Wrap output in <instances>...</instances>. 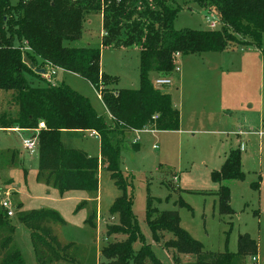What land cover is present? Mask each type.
<instances>
[{
	"label": "trees",
	"instance_id": "trees-1",
	"mask_svg": "<svg viewBox=\"0 0 264 264\" xmlns=\"http://www.w3.org/2000/svg\"><path fill=\"white\" fill-rule=\"evenodd\" d=\"M187 2L214 13L220 27L175 29L173 24L180 7L169 5L168 0H18L14 5L9 0H0V91L10 93L15 105L14 113L0 116V128L37 130V179L55 188L61 196L85 192L89 200L83 201V205L97 206L99 168L104 165L110 172L120 191L110 213L118 216L120 225L108 227L106 235L125 234L127 239L106 242L100 249L103 258L100 264H162L144 243L136 252L131 248L134 240L143 239L132 211V195L128 194L130 181L119 168L127 133L147 126L157 131L179 129V111L170 94L155 88L149 74L171 75L176 54L221 52L231 43L255 47L264 54L261 47L264 0ZM89 13L102 16V47L138 48L137 89L117 88L118 79L101 71L100 48L66 45L81 38L84 19ZM24 47L30 50H22ZM47 64L85 79L99 94L111 123L97 114L86 97L63 82L51 84L35 71L45 69ZM86 130L95 131L99 137V157L62 145L63 131ZM240 151L238 147L230 149L221 167L211 172L212 179L220 184L216 196L222 213L230 210L229 188L221 183L243 177ZM179 204L184 205L182 200ZM145 212L153 238L159 240L162 231L172 233L174 241L169 246L192 255L195 258L192 264H243L246 255L255 253V242L246 236L239 237L236 253H205L202 245L180 227L175 211H158L148 199ZM7 219L0 208V229L6 230L0 244L4 250L0 264H24L13 243L14 226ZM18 220L29 230L37 264H72L71 258L62 251L74 244H65L59 251L58 238L48 227L50 222L63 224L56 213L20 212ZM95 220L93 209L86 223L93 228Z\"/></svg>",
	"mask_w": 264,
	"mask_h": 264
},
{
	"label": "rangeland",
	"instance_id": "rangeland-1",
	"mask_svg": "<svg viewBox=\"0 0 264 264\" xmlns=\"http://www.w3.org/2000/svg\"><path fill=\"white\" fill-rule=\"evenodd\" d=\"M17 1L9 0L12 5ZM168 4L180 7L173 24L175 29H209L205 19L207 11L196 3L168 0ZM219 27L220 23L217 29ZM103 33L100 14L89 13L84 19L81 38L66 45L100 48L102 72L118 79L117 88L137 89L138 48L102 47ZM248 47L231 43L222 52L188 54L178 59L179 70L169 75L171 84L160 89L172 96L176 109L183 115L184 125L189 122L191 113H195L198 121L192 125L191 132H140V146L136 144L138 140L134 131L125 135L119 168L130 181L128 194L132 195V211L143 239L137 238L131 243L133 252L144 243L162 264H192L195 261L192 255L169 246L174 241L172 233L162 231L159 240L153 238L145 217L146 204L151 199L152 206L158 211L178 214L180 227L202 245L203 252L236 253L239 237L246 236L255 242L256 250L254 254L246 255L243 264H250L252 255L258 257L259 264H264V135L259 137L252 132H264V123L259 125V116L264 122V59L262 64L254 58L244 59L243 53L248 52ZM261 47L264 48V37ZM24 59L28 62L27 58ZM56 74L51 83L63 82L86 97L104 120H109L96 91L85 79L60 70ZM158 76L152 72L148 77L153 82ZM177 87L182 89L183 95L176 91ZM188 94L192 96L188 98ZM221 101L223 111L232 112L231 115L228 113L230 116L225 114L223 119L219 112ZM10 111H15L11 94L0 91V116ZM238 132L242 134L239 138L244 145L240 151L243 177L224 182L229 188L230 211L222 213L216 196L219 183L212 179L211 172L221 167L230 147H238L235 142ZM34 134V129L20 132L0 128V201L10 190L14 215L7 220L14 226V245L24 264H37L29 230L18 220V214L50 211L63 221L61 225L48 224L58 238V250L72 243L74 246L62 251L71 258L72 264H100L103 262L100 249L106 242L127 239L125 234L106 235L108 227L120 225L118 216L110 213L120 191L110 172L101 166L96 207L90 203L82 204L87 200L85 192L75 191L61 196L55 188L37 179V152H27L22 146V138ZM61 142L65 148L83 150L87 147V151L94 154L90 156L99 155L98 140L92 133L63 131ZM154 143L158 145L156 149ZM135 148L138 149L133 150ZM180 200L184 205L179 204ZM93 209L96 210L95 227L90 228L86 220ZM5 231L0 229V244ZM3 254L4 250L0 248V258ZM43 258L48 260L47 255Z\"/></svg>",
	"mask_w": 264,
	"mask_h": 264
},
{
	"label": "built area",
	"instance_id": "built-area-1",
	"mask_svg": "<svg viewBox=\"0 0 264 264\" xmlns=\"http://www.w3.org/2000/svg\"><path fill=\"white\" fill-rule=\"evenodd\" d=\"M206 22L208 23V27L209 29H217V26L219 24L217 17L214 13H207L206 16ZM104 34V33H103ZM22 50H30L28 47H24L22 48ZM179 54H176L175 57L177 59ZM58 70L57 67L51 66L50 64H47L45 69H44V73L41 74L44 79L48 82L51 81V78L53 76H55L56 71ZM174 70H178V67L175 66ZM52 82V81H51ZM50 82V83H51ZM53 84V83H51ZM171 84V79L170 76H162L159 75L153 82L152 85L155 88L160 89L161 87L167 86ZM156 116H154L153 118L155 119ZM17 130H23V129H17ZM36 131V134L32 135L31 137L28 138H22V146L23 148L27 151V152H34L37 151V146H38V140H37V134L38 131ZM134 131L137 135H136V140H138V135L140 134V132H156L157 130L153 129L152 127H144L143 129L140 130H132ZM94 133L96 134V132L94 131ZM97 135V134H96ZM258 135H261V132H258ZM153 148L156 149L157 148V144L154 143L153 144ZM176 178L174 177V180ZM176 181V180H175ZM5 198L1 199L0 201V208H2V210L6 213L7 217H12L14 215V211H13V205L11 202V197H10V190H7L4 193ZM250 264H259V259L256 255H252L250 256Z\"/></svg>",
	"mask_w": 264,
	"mask_h": 264
},
{
	"label": "crops",
	"instance_id": "crops-1",
	"mask_svg": "<svg viewBox=\"0 0 264 264\" xmlns=\"http://www.w3.org/2000/svg\"><path fill=\"white\" fill-rule=\"evenodd\" d=\"M100 17H101V24H102V16L100 15ZM85 46V45H84ZM86 46H89V45H86ZM246 51H248V52H244L243 54V58L244 59H248V60H250V59H252V58H254L255 60H258L259 61V64H262V62H263V59H264V54L259 50V49H257V48H255V47H248L247 48V50ZM222 52V51H221ZM182 55H178V57H177V59H176V66L178 67V70H179V65H178V59L181 57ZM100 69H101V66H100ZM58 70H60V71H63V72H67V71H64V70H61V69H58ZM177 70V71H178ZM240 70V69H239ZM102 71V70H101ZM56 75L57 74H55V77H56ZM56 79V78H55ZM160 90H162L163 92H166L167 93V91H164L163 89H160ZM176 91L178 92L179 91V93H181L182 95H183V91H182V89L180 88V87H177L176 88ZM96 95H97V98L101 101V99H100V96H99V94L96 92ZM171 96V95H170ZM190 96H192V94L190 95V94H188V98H190ZM194 97L196 96V95H193ZM171 100H172V103H173V105H174V107L176 106L175 104H174V102H173V99H172V96H171ZM102 102V101H101ZM103 104V103H102ZM222 104V105H221ZM104 106V105H103ZM219 112H220V114H221V116H220V118H224L225 117V114H226V116L227 115H231L232 114V112L230 111V112H228V111H226V112H228V113H225L223 110L225 109L224 108V104H223V102L221 101L220 102V104H219ZM105 108V107H104ZM176 108V107H175ZM105 110H106V108H105ZM178 110V109H177ZM226 110H228V109H226ZM179 111V129L178 130H176V131H163V132H169V133H171V132H181V131H184V132H191V128H192V125L195 123V121H198V118L196 117V115H195V113H191V116L189 117V122H187V124L186 125H184L183 124V115L181 114V111L180 110H178ZM223 111V112H222ZM106 112H107V110H106ZM222 112V113H221ZM107 114H108V116H109V120H105L107 123H110L112 120H111V117H110V114L107 112ZM229 115V116H230ZM259 119H260V122H259V125H261L262 126V124L264 123L263 122V119L259 116ZM197 123V122H196ZM13 130H16V131H24V132H30V130H17L18 128H12ZM32 132V131H31ZM82 132H88V133H92L96 138H97V140H98V145H99V137H98V135H96L95 133H94V131H90V130H86V131H82ZM156 132H158V131H156ZM159 132H161V131H159ZM252 132H254L256 135H258V132H261V135H258L259 137H263V135H264V132L262 131V130H259V131H252ZM132 133V132H131ZM131 133H129V135L131 134ZM134 133V132H133ZM254 134V135H255ZM242 134L240 133V132H238V133H236V139H235V142L237 141V146H238V148H240V150L242 151V149L244 148V145H243V142H242V140L239 138V136H241ZM139 138V137H138ZM133 139H135V138H133ZM136 144H139V140H138V142H136ZM139 146H140V144H139ZM139 146H138V148H139ZM157 147H158V145H157ZM87 148V147H86ZM85 147H83V150H86L87 151V149H86ZM138 148H135V149H133V150H136V149H138ZM125 149H128L127 147H125ZM230 149H233V147H230L229 148V150ZM229 150L225 153V155H224V159H223V162H224V160H225V158H226V156H227V154H228V152H229ZM35 152V151H34ZM37 152V151H36ZM87 153V155L88 156H90V154L91 155H94V154H92V153H89L88 151L86 152ZM99 155H100V150H99ZM99 155L97 156V157H99ZM102 166H104V165H102ZM214 170H218V169H214ZM224 182L225 181H223L221 184H224ZM219 186H220V184H219ZM72 193V192H71ZM87 200H89V198H88V196H87ZM97 201H98V192H97V199H96V203H97ZM11 218V217H10Z\"/></svg>",
	"mask_w": 264,
	"mask_h": 264
},
{
	"label": "water",
	"instance_id": "water-1",
	"mask_svg": "<svg viewBox=\"0 0 264 264\" xmlns=\"http://www.w3.org/2000/svg\"><path fill=\"white\" fill-rule=\"evenodd\" d=\"M37 73H39V74H43L44 73V69H37V70H35Z\"/></svg>",
	"mask_w": 264,
	"mask_h": 264
}]
</instances>
